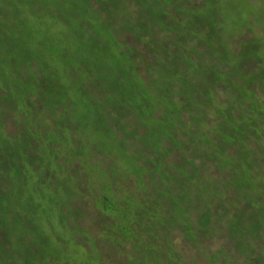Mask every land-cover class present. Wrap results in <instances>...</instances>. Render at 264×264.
<instances>
[{"label": "trees", "instance_id": "1", "mask_svg": "<svg viewBox=\"0 0 264 264\" xmlns=\"http://www.w3.org/2000/svg\"><path fill=\"white\" fill-rule=\"evenodd\" d=\"M225 1L0 0V264H264V52Z\"/></svg>", "mask_w": 264, "mask_h": 264}, {"label": "rangeland", "instance_id": "2", "mask_svg": "<svg viewBox=\"0 0 264 264\" xmlns=\"http://www.w3.org/2000/svg\"><path fill=\"white\" fill-rule=\"evenodd\" d=\"M224 3L232 18L226 19V25L236 33L234 46L253 40L264 52V0H226Z\"/></svg>", "mask_w": 264, "mask_h": 264}]
</instances>
